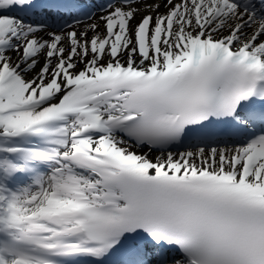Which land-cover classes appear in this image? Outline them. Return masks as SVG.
Here are the masks:
<instances>
[{
	"label": "snow or ice",
	"instance_id": "6c2138e0",
	"mask_svg": "<svg viewBox=\"0 0 264 264\" xmlns=\"http://www.w3.org/2000/svg\"><path fill=\"white\" fill-rule=\"evenodd\" d=\"M0 264H264V0H0Z\"/></svg>",
	"mask_w": 264,
	"mask_h": 264
}]
</instances>
